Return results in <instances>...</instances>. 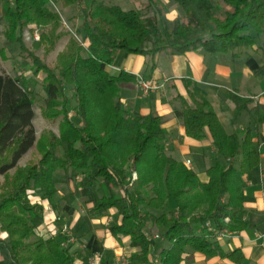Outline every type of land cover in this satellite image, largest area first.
I'll return each mask as SVG.
<instances>
[{
  "label": "trees",
  "instance_id": "obj_1",
  "mask_svg": "<svg viewBox=\"0 0 264 264\" xmlns=\"http://www.w3.org/2000/svg\"><path fill=\"white\" fill-rule=\"evenodd\" d=\"M169 2L179 10L171 27L166 19ZM50 4L78 9L69 18L65 49L55 65L37 55H32L33 63L21 65L32 76L42 74L41 112L45 119L59 120V134L46 130L37 136L33 79L21 71L0 73V175L5 176L0 231L7 233L2 241L11 264H74L67 234L36 233L45 224L44 202H52L59 191L58 171L66 183L103 192L93 209L99 216L116 210L118 219L107 228L117 239L128 237L137 249L127 254L131 264H183L194 252L242 264L241 249L227 252L213 229L241 233L248 228L244 189L261 159L253 129L228 133L203 87L182 79L187 95L177 99L185 135L204 140L209 133L216 147L207 169L209 181L203 183L167 151L164 117L141 114L122 101L121 87L136 78L126 71L113 74L110 67L120 51L151 57L150 69L155 56L167 49L210 56L251 49L264 55V0H145L142 7L129 10L104 0H1L6 47L17 43L24 48L19 31L27 23L46 26L53 21L60 26V10L52 11ZM46 34L49 47L62 36ZM2 52L7 54L5 48ZM229 97L237 118L248 109L249 99L235 93ZM254 112L258 121L264 120V105L257 104ZM32 147L40 159L19 166ZM150 225L169 243L157 254Z\"/></svg>",
  "mask_w": 264,
  "mask_h": 264
},
{
  "label": "crops",
  "instance_id": "obj_2",
  "mask_svg": "<svg viewBox=\"0 0 264 264\" xmlns=\"http://www.w3.org/2000/svg\"><path fill=\"white\" fill-rule=\"evenodd\" d=\"M118 5L124 10L135 7L136 0H104ZM145 0H139V8ZM172 21L178 16L179 10L173 3H168ZM167 16V15H166ZM152 59L140 54H128L120 51L114 64L110 67L113 74L126 71L130 75H149L150 79L164 81L165 86L158 91L144 94L136 82L121 87L122 101L141 114H157L165 119L168 132L166 149L176 160L193 169L201 182L209 181L207 169L213 164L211 154L216 152L211 135L204 140L187 137L181 120L178 95L186 96L182 79L191 78L197 81L207 93V97L228 133L235 129H253L261 154L259 165L248 175L244 189L246 209L245 220L248 228L241 233H233L219 240L228 252L241 249L245 260L242 264H264V120L258 121L254 108L257 104L264 105V55L253 50L242 53H225L210 56L202 51H188L174 54L170 49L161 51L153 59V68H149ZM112 72V71H111ZM235 93L249 99L248 109L235 118V102L229 97ZM190 163H187V161ZM232 162V160H228ZM61 189L52 202L45 204V224L41 231L47 234L64 232L73 234L78 241L72 244L74 264H84L88 256L99 254L100 259L108 264H116L121 256L136 251L130 246L128 237L115 238L107 228L118 219L116 210L110 209L107 215L99 216L94 211V203L103 192L98 188H80L77 183L69 182ZM66 187V188H65ZM95 193L93 195L91 191ZM102 194V195H101ZM101 195V196H100ZM72 199V200H69ZM85 219L86 223H85ZM85 228V229H84ZM0 264H11L3 239L7 233L0 231ZM81 235V239L79 238ZM156 242V254L166 247L165 239ZM6 256L9 258L6 263ZM102 261H99L101 264ZM183 264H237L228 258L208 257L200 253H189Z\"/></svg>",
  "mask_w": 264,
  "mask_h": 264
},
{
  "label": "rangeland",
  "instance_id": "obj_3",
  "mask_svg": "<svg viewBox=\"0 0 264 264\" xmlns=\"http://www.w3.org/2000/svg\"><path fill=\"white\" fill-rule=\"evenodd\" d=\"M138 1L139 0H136V5H135V7H132V9L139 8ZM48 8L51 9L52 11H55V12L60 10V13L62 16V24L58 27H54L53 21L49 22L48 25H46V26L44 24H42V25L39 24L37 21L31 22L29 24L28 23L25 24V26L23 28H21V30L19 31L20 37L23 40L24 48H22V49H20L19 44H17V43H12L9 46V48L6 47L3 31L5 30L7 23L5 20L0 18V73L5 71V72H8L10 74H17L21 71L23 75L25 73L27 75V77H30L31 79H33L34 85H32V89L35 91V97H36L35 106H34L35 116L33 119V124L35 126L37 136L41 135V133L43 131H46V130L47 131H53L56 134H59V129H58L59 120L50 121V120L45 119L43 117L42 112H41V106L43 104V98H44L45 93H44L43 88L40 84V81H41L43 76H42V74L38 75V76H32V74L30 72H25L26 70L21 65V62L22 61H28L29 63H33L32 55H37L38 57L42 58L44 61H46L52 65H55L57 62L58 55L65 49V46L67 43V36H66L67 31L66 30H68V28H66V26H64L63 21H65L67 23V25H69L71 27V23L69 21V18H70V16L76 14L78 11V9L76 7H68V8L57 7L56 8L52 4H50L48 6ZM0 13H1V0H0ZM166 19L168 21V26L171 27L172 26L171 25L172 24V17H171L170 13L167 14ZM77 25H79V21L77 22ZM36 28L39 29V33H40L39 39H34V38L30 37V34H31L30 32ZM54 31H55V35H57V36L62 35V36H60L61 39L55 43L54 47H49L51 41L49 40V37H48L49 34H46V33L50 32V34H51ZM4 48L6 49V52H7L6 55L3 54V52H2V50ZM243 50L249 51L251 49H243ZM111 71L113 73V70H111ZM39 159H40V153L37 151V149L35 147H32L20 159L18 165L25 167L26 165L36 163ZM14 172L15 171L13 170L10 174L12 175ZM133 173H135V172H133ZM133 175H132V181H135L137 178L135 180H133ZM61 180L64 181V173L62 171H58L55 173V182L57 183V185L61 189H63L65 184L62 183ZM4 182H5V176L0 175V187H2ZM93 192L91 191V193L93 195H95V193H93ZM69 200H72V199H69ZM154 213L158 214L157 211H154ZM45 215H46V212H45ZM83 220H85V219H83ZM85 223H86V220H85ZM40 229L41 228H39L36 232L37 236L43 235L45 237H48V236L57 234V233H54V234L48 233L47 234L46 232L42 233L43 230L41 231ZM72 233H73V235H75L74 231H72ZM148 234L150 235V237H152L156 241L164 239L162 237V233H161L160 229H158L156 226L151 227V225H150L148 228ZM80 236L81 235H79V238H80V240H82ZM75 241H78L77 237H75ZM165 243H166L165 246L169 245L168 242H165ZM5 260H6L5 262L8 263L9 258L6 256Z\"/></svg>",
  "mask_w": 264,
  "mask_h": 264
},
{
  "label": "built area",
  "instance_id": "obj_4",
  "mask_svg": "<svg viewBox=\"0 0 264 264\" xmlns=\"http://www.w3.org/2000/svg\"><path fill=\"white\" fill-rule=\"evenodd\" d=\"M64 26H66V28H68L70 30V26L67 25V23L65 21H63ZM30 37L34 38V39H39L40 37V33H39V29L36 28L33 31L30 32ZM136 85L142 89V91L144 92V94H149L151 92L154 91H158L161 90L164 86L165 83L167 82V79L164 81H157L154 79H145L142 75H136ZM187 163H190V161L188 160ZM133 180H135L137 178V173H133ZM226 221L229 220V218L225 219ZM205 226L207 228H212V225L210 222H206ZM215 237L220 240L224 237H229L232 233L226 229H213ZM75 242V237L73 234H68V239H67V243H74ZM100 261V255L99 254H93L88 256L87 261L84 264H99ZM116 264H131L127 258V256H121L120 259L117 261Z\"/></svg>",
  "mask_w": 264,
  "mask_h": 264
}]
</instances>
